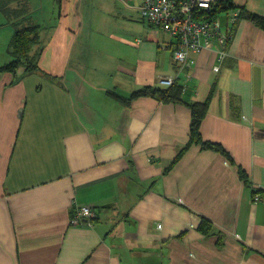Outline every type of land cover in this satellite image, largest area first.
Here are the masks:
<instances>
[{"label":"crops","instance_id":"crops-1","mask_svg":"<svg viewBox=\"0 0 264 264\" xmlns=\"http://www.w3.org/2000/svg\"><path fill=\"white\" fill-rule=\"evenodd\" d=\"M53 1L42 71L0 74V264H264V28L239 17L224 60L214 44L181 65L145 0ZM233 2L264 17V0ZM161 78L188 103L111 95ZM208 98L200 132L221 150L191 141L189 103ZM77 206L92 225L70 223Z\"/></svg>","mask_w":264,"mask_h":264},{"label":"trees","instance_id":"trees-1","mask_svg":"<svg viewBox=\"0 0 264 264\" xmlns=\"http://www.w3.org/2000/svg\"><path fill=\"white\" fill-rule=\"evenodd\" d=\"M234 7L235 4L233 0H221L214 2L210 11H202L201 13L206 18H214L220 13L228 12ZM0 12L5 16L7 23L14 28V33L9 41L7 49L11 60L0 66V74L10 72L16 75L18 70H22L23 76H26L41 72L39 60L45 47V43L41 37L44 26L34 18L29 0H0ZM242 16L251 19L264 28L263 16L251 12H241L240 17ZM111 95L115 98H122L127 103L142 96H152L163 101H182L188 103L182 97V86L178 85L177 82H174V84L169 87H144L134 91L127 99L117 95L115 92H112ZM208 105L209 98L205 102L189 103L192 111L191 141L202 144L203 147H213L217 150H221L222 147L220 145L204 141L201 136L200 125L207 113ZM241 176L248 182L242 170ZM97 216L96 212V217L93 221ZM211 226V222L203 218L199 228L203 233H207Z\"/></svg>","mask_w":264,"mask_h":264},{"label":"built area","instance_id":"built-area-1","mask_svg":"<svg viewBox=\"0 0 264 264\" xmlns=\"http://www.w3.org/2000/svg\"><path fill=\"white\" fill-rule=\"evenodd\" d=\"M221 0H145L140 6L142 17L152 26L162 28L177 38L173 50L174 60L185 65L192 62V54L210 49L217 44L219 58L224 60L226 48L233 36L234 26L240 17V10L232 8L221 16L206 18L201 12L210 11L213 3ZM219 67L216 66L215 70ZM173 78H161L162 86L174 84ZM256 199H259L257 196ZM96 217L94 208L77 206L71 215L72 225H92Z\"/></svg>","mask_w":264,"mask_h":264},{"label":"rangeland","instance_id":"rangeland-1","mask_svg":"<svg viewBox=\"0 0 264 264\" xmlns=\"http://www.w3.org/2000/svg\"><path fill=\"white\" fill-rule=\"evenodd\" d=\"M35 3L39 4V6L41 7V12L43 13V19L40 20L39 22L40 23H43V22L48 23L49 22L51 25H53V23L55 22V20H56V18L58 16V11H57L58 9H57L56 4L54 3V1L53 0H35ZM0 15H2L4 17V19H5V21L7 22L5 16L2 13ZM222 15H224V13H222ZM3 23H5V22H3ZM7 28L8 27L0 26V32L4 31Z\"/></svg>","mask_w":264,"mask_h":264}]
</instances>
